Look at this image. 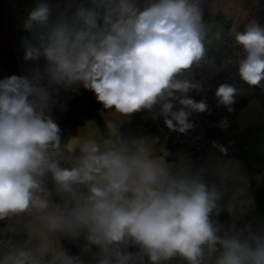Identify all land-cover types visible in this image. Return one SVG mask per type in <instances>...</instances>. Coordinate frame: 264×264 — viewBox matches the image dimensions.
Returning a JSON list of instances; mask_svg holds the SVG:
<instances>
[{
	"label": "clouds",
	"instance_id": "clouds-1",
	"mask_svg": "<svg viewBox=\"0 0 264 264\" xmlns=\"http://www.w3.org/2000/svg\"><path fill=\"white\" fill-rule=\"evenodd\" d=\"M203 16L200 0H148L142 9L137 0H63L28 12L23 26L34 43L25 38L24 60L46 65L31 77L0 80V220L32 217L39 227L29 232L41 243L11 250L0 264H87L84 256L94 264H163L177 256L188 264H264V224L238 227L231 205L229 224L214 219L222 193L203 169L123 143L106 151L90 144L75 166L63 167L55 101L33 84H81L103 109L124 116L158 108L168 129L186 133L194 113L209 111L206 98L189 95L206 91L195 77L218 70ZM234 40L244 53L235 62L238 77L261 86L264 25L253 21ZM238 94L234 84H220L217 105L231 112ZM53 193L72 207L54 203ZM61 236L79 253L69 255Z\"/></svg>",
	"mask_w": 264,
	"mask_h": 264
},
{
	"label": "crops",
	"instance_id": "crops-1",
	"mask_svg": "<svg viewBox=\"0 0 264 264\" xmlns=\"http://www.w3.org/2000/svg\"><path fill=\"white\" fill-rule=\"evenodd\" d=\"M8 0L6 4V20L10 29L15 57L22 76L31 77L33 70L45 67L46 61H25L24 40L32 41L31 33L24 28L28 12L36 5L31 4L20 8ZM63 1L52 0L46 3L56 4ZM213 14L206 21V46L209 57L214 64L219 56L229 53L228 40H234L237 32L255 21L264 25V0H209ZM207 70V68H205ZM40 80L39 82H41ZM33 81V84L39 83ZM234 84L239 89L238 97L244 100L231 112L228 109L208 111L215 124L208 130V141L205 154L200 164H195L181 143H163L159 136L151 133L145 136L142 132V122L138 113L124 116L114 110H97L89 119L77 126L74 133L61 139L63 167H73L79 157L84 154L90 144H95L101 151L125 144L131 151L146 149L149 154L165 163L179 165L183 162L193 170L203 169V177L210 185H216L222 193L219 201L221 212L214 219L227 225L233 214L237 217V226L252 223L254 230L264 224V181L260 180L259 172L264 166V81L261 86H248L237 79ZM197 100V98H195ZM198 101V100H197ZM143 111V110H142ZM194 113L190 120L195 121ZM163 121V117H160ZM226 119L227 128H221L220 123ZM164 122V121H163ZM173 131V130H171ZM228 149L221 153L212 142ZM52 189L51 184H47ZM52 200L61 207H69L72 203L62 200L53 193ZM231 205L233 214L228 211ZM243 211V215L241 212ZM29 226L39 225L32 217L18 228L17 237L22 247L34 248L41 243L39 235H32ZM67 251L70 244L74 245V255L79 253V247L67 237L61 236L57 241ZM5 256L0 248V259ZM87 264H94L89 256L82 257ZM146 264L147 259L145 258ZM163 264H188L182 257H174Z\"/></svg>",
	"mask_w": 264,
	"mask_h": 264
},
{
	"label": "built area",
	"instance_id": "built-area-1",
	"mask_svg": "<svg viewBox=\"0 0 264 264\" xmlns=\"http://www.w3.org/2000/svg\"><path fill=\"white\" fill-rule=\"evenodd\" d=\"M227 46L229 53L216 59L215 66L218 70L210 71L207 69L195 77L203 82L206 91L200 94L193 92L189 94L190 96L197 98L198 101L202 98L207 99L220 84H231L239 79L235 62L244 53L240 46L235 43V40H228ZM153 115H155V119ZM138 117L142 122V132L145 136L155 133L163 143H181L187 154L192 158V161L195 164L201 163L208 141V130L215 124V120L209 116L207 111L196 114L197 119L192 122L193 128L186 133L168 129L164 122L161 121L158 108L151 113L143 110L138 113ZM259 178L264 181V166L259 172ZM28 217L25 214H21L0 220V248L5 254L13 249L22 248V244L17 237V230L26 222Z\"/></svg>",
	"mask_w": 264,
	"mask_h": 264
},
{
	"label": "trees",
	"instance_id": "trees-1",
	"mask_svg": "<svg viewBox=\"0 0 264 264\" xmlns=\"http://www.w3.org/2000/svg\"><path fill=\"white\" fill-rule=\"evenodd\" d=\"M48 1L52 0H14L13 3L23 8L27 5ZM147 2L148 0H137V4L141 9L146 6ZM200 5L204 13L203 19L206 30V21L213 14V9L209 0H200ZM11 75L22 76L15 57L14 45L6 20V5L4 4V0H0V80ZM35 85L46 91L50 99L55 101L52 104L51 111L61 128V139L74 133L76 127L89 119L97 110L103 109V106L96 101L94 93L85 90L81 84L72 85L66 89L63 85L50 83L47 78H44ZM243 100L244 97H238L236 95L231 108H236ZM206 102L209 106V111L227 109L223 105H217L215 90L208 96ZM61 104L65 105L66 111L62 112L60 110ZM71 207L72 204L68 208L70 209ZM67 252L69 255H74L73 244L69 245Z\"/></svg>",
	"mask_w": 264,
	"mask_h": 264
},
{
	"label": "rangeland",
	"instance_id": "rangeland-1",
	"mask_svg": "<svg viewBox=\"0 0 264 264\" xmlns=\"http://www.w3.org/2000/svg\"><path fill=\"white\" fill-rule=\"evenodd\" d=\"M7 1H8V0H4V4H5V5L7 4Z\"/></svg>",
	"mask_w": 264,
	"mask_h": 264
}]
</instances>
